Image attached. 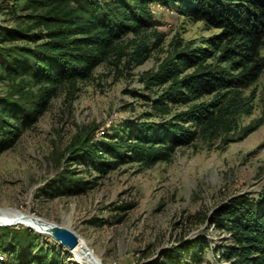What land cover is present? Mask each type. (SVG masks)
Masks as SVG:
<instances>
[{
  "label": "trees",
  "instance_id": "trees-1",
  "mask_svg": "<svg viewBox=\"0 0 264 264\" xmlns=\"http://www.w3.org/2000/svg\"><path fill=\"white\" fill-rule=\"evenodd\" d=\"M3 1L0 9L8 8L13 22L0 25V154L37 121L62 85L95 79L101 65L122 71L145 63L164 40L153 2L219 32L202 45L173 41L159 68L141 76L146 88L162 87L155 97L145 96L151 102L144 114L152 120L119 122L103 141L93 140L94 130L81 135L70 146L74 163L108 171L131 161L169 160L176 147L196 139L226 142L239 128V115L251 108L244 89L264 70V0ZM213 58L217 63L208 62ZM178 105L187 107L175 111ZM72 180L66 174L62 190L90 187ZM213 223L230 233L224 250L229 264H264V190L230 199ZM38 238L28 228L0 227V264H63L50 249L38 248ZM169 260L178 264L175 256Z\"/></svg>",
  "mask_w": 264,
  "mask_h": 264
},
{
  "label": "rangeland",
  "instance_id": "rangeland-1",
  "mask_svg": "<svg viewBox=\"0 0 264 264\" xmlns=\"http://www.w3.org/2000/svg\"><path fill=\"white\" fill-rule=\"evenodd\" d=\"M5 4L0 0V7ZM150 5L164 40L145 63L122 71L101 65L95 79L62 85L37 121L0 154V212L26 213L72 228L89 243L97 264H170V256L178 264H229L224 250L230 233L213 218L230 199L264 190V70L244 89L251 108L239 115V128L226 142L196 139L176 147L169 160L131 161L108 171L70 157L71 144L83 134L94 130L93 140L103 141L119 122L152 120L144 114L151 102L145 96L155 97L162 87L146 88L142 73L159 68L173 41L202 45L219 32L161 3ZM12 22L9 9H0V25ZM208 62L215 64L217 58ZM69 173L73 183L90 187L77 193L62 190L59 182ZM6 224L0 227L38 234V248L50 249L63 264H88L51 235L22 223ZM191 245L197 252L187 248Z\"/></svg>",
  "mask_w": 264,
  "mask_h": 264
},
{
  "label": "bare ground",
  "instance_id": "bare-ground-1",
  "mask_svg": "<svg viewBox=\"0 0 264 264\" xmlns=\"http://www.w3.org/2000/svg\"><path fill=\"white\" fill-rule=\"evenodd\" d=\"M6 223H10V224L22 223L30 228L38 230L41 233L50 235L48 231H46L42 227L35 224V222L32 221L26 213L24 214V213H19V212H11V211L2 212L1 211L0 212V224L7 225ZM69 250H71L73 254L77 255V257L80 260L88 264H97L95 259L93 258L94 256H92V252H90L91 250L89 248V243L84 239L81 240V236H80V243L73 249H69Z\"/></svg>",
  "mask_w": 264,
  "mask_h": 264
},
{
  "label": "water",
  "instance_id": "water-1",
  "mask_svg": "<svg viewBox=\"0 0 264 264\" xmlns=\"http://www.w3.org/2000/svg\"><path fill=\"white\" fill-rule=\"evenodd\" d=\"M29 217L32 221L35 222V224L48 231L53 238H55L67 248L73 249L80 243V235L72 228L57 224L54 221L52 223H45L43 221H39L33 216Z\"/></svg>",
  "mask_w": 264,
  "mask_h": 264
}]
</instances>
